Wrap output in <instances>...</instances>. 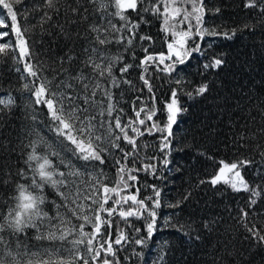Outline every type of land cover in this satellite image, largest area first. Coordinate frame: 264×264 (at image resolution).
<instances>
[{
    "label": "snow or ice",
    "instance_id": "1",
    "mask_svg": "<svg viewBox=\"0 0 264 264\" xmlns=\"http://www.w3.org/2000/svg\"><path fill=\"white\" fill-rule=\"evenodd\" d=\"M22 2L0 0V29H7L0 30L3 41L0 56L8 55L10 50L18 51V62L24 64L23 70L27 73L25 79L31 78L23 88L34 97L35 105L44 106L48 115L45 123L44 118L32 110L33 125L27 135L34 139L24 145L28 151L20 155L22 166L14 173H7L3 181L7 183V177L14 176L28 183L17 181L15 195L11 197L14 205L0 214V248L3 249L0 264H120L117 253L124 246L129 243L143 246L145 241L143 238L132 239L119 223L114 235L113 218L119 217L128 227L132 226L130 218H147V236L150 238L156 229V210L161 207V191L155 185H148L154 195H140V173L156 176L154 161L158 157H142L141 153L149 145L137 142L144 136L159 134L157 147L165 153L162 163L167 166L170 163L167 156L173 149V126L178 114L184 110L177 98V90L173 89L169 101L164 104L165 123L156 119L159 109L155 106L149 69L170 75L177 64H184L193 52L201 51L200 42L205 36L223 35L231 39L236 31L217 32L205 27L203 0H43L41 5L15 7ZM245 7L256 9L264 22V0H246ZM37 8L41 15L34 27L41 29L40 42H45L47 36L50 50L53 45L59 47V41L65 45L63 54L53 51L51 64L31 62L35 53L25 34L30 31L28 15ZM3 10H7L6 14ZM215 11L218 13L219 9ZM146 15L161 20V31L166 37H172L167 42L166 53L149 52L154 37L139 34L141 24L151 23ZM45 24L49 28H45ZM10 34L14 37L12 41L6 39ZM189 40L193 41L191 48ZM134 43L140 44L145 54L137 65L142 69L139 79L144 87L136 90L146 89L151 94L152 105L146 104L144 97L137 96L136 100L141 103L139 107L132 104V115L129 116L120 106L124 91L121 85L135 88L125 76L133 65L124 62V53L129 52ZM116 46L120 47L114 51ZM131 54L135 56L134 52ZM222 64V59L215 58L204 67L218 69ZM49 70L51 78L43 74ZM207 91V84H203L195 94L203 96ZM15 103L16 99L10 93L0 97V105L9 111ZM259 111L264 118V102ZM249 117L236 134L235 142L241 149L251 147L253 153L231 163L221 161L210 183L215 186L223 181L233 191L249 194L247 209H239L240 222L249 234L244 238L264 247V227L257 228L255 223L249 226V210L255 209L264 193V143L257 140L258 134L264 139V127L256 132L246 131L249 123L256 119L250 112ZM41 124L57 137L55 146L41 134ZM252 141L255 143L250 144ZM8 150L15 152V145ZM114 152L120 153V158L112 160L115 176L105 183L109 180L107 173L104 169L96 170L92 162L104 165ZM256 156L261 163H256ZM73 159L86 163L78 167ZM248 167L259 175L260 184L245 179L242 170ZM226 171L230 178H225ZM86 175L87 180L84 179ZM45 188L52 189L58 199L50 200ZM46 204L49 205L47 210ZM169 206L179 207V202ZM255 211L260 213L264 209ZM30 239L59 242L61 247L70 245L64 248L68 258L57 250L34 251L28 245ZM160 260L163 264V256Z\"/></svg>",
    "mask_w": 264,
    "mask_h": 264
},
{
    "label": "trees",
    "instance_id": "2",
    "mask_svg": "<svg viewBox=\"0 0 264 264\" xmlns=\"http://www.w3.org/2000/svg\"><path fill=\"white\" fill-rule=\"evenodd\" d=\"M203 2L206 9L205 27L214 28L217 32H230L235 29L236 34L231 39L223 35L205 36L200 42L201 51L193 52L184 64H177L175 71L170 75L149 69L155 93V106L159 109L156 119L161 124L165 123L164 104L169 101L173 89L177 90V98L184 110L178 114L177 123L173 126V149L167 156L170 161L167 166L162 163L165 153L160 152L157 147L159 134L144 136L137 142L138 144L146 142L149 145L141 153L142 157L146 155L158 157V160L154 161L157 164L156 176L140 173V195L141 197L145 194L154 195L148 185H155L161 191V207L156 210V229L150 238L147 236V218H130L131 227L124 225L119 217L113 218L114 235L116 225L119 223L132 239L143 238L145 241L143 246L135 243L124 246L117 253L120 264H161V256L163 264H264V247L244 238L249 234L240 222L239 209L241 207L247 209L246 201L249 194L233 191L223 181L215 186L210 183L211 178L217 174L221 161L231 163L253 153L251 147L241 149L235 142L236 134L241 130L245 120L250 119L249 112L256 119L249 123L246 131L256 132L258 128L264 127L262 122L264 118L259 111L261 102H264V22H261L256 9L245 7L246 0ZM42 3L43 0H23L15 7L23 9L26 4ZM217 8L218 13L215 11ZM3 11L6 14L7 10ZM40 15L41 11L37 8V11L31 12L27 19L30 31L25 35L35 53L31 62L35 64L44 61L51 64L50 57L53 51L63 54L62 49L65 45L59 41V47L53 45L50 50L47 36L44 37L45 42H40L41 29L34 27ZM145 18L150 19L151 23L141 24L139 34L146 33L154 37L155 42L149 47V52L166 53L167 42L172 37L170 35L166 37L161 31V20L147 15ZM21 26H24L23 21ZM44 27L49 28V25L45 24ZM6 39L12 41L14 37L10 34ZM33 41L36 43L33 44ZM0 43L3 41L0 40ZM144 44L147 45V42ZM192 44L193 41L189 40V48ZM119 47L116 46L114 51ZM132 52L135 53L134 57ZM143 55L145 54L138 43H134L129 52L124 53V62L133 65L125 76L135 86L130 89L127 85H121L124 91L120 106L129 116L132 115V104L135 103L139 107L141 103L136 100L137 96L144 97V102L152 105L151 94L146 89L142 92L136 90L144 87L139 79L142 69L137 67ZM215 58L223 60L218 69L204 67ZM18 60H20L18 51L10 50L8 55L0 56V97L10 93L16 99L10 111L0 105V109H3L0 111V214L14 205L15 201L11 197L15 195L17 181L28 183L14 176L7 177V183L3 181L7 173H14L22 166L20 155L28 151L24 145L34 139V136L27 135L33 125L32 110L35 109L38 117L44 118L45 123L48 115L44 106L35 105L34 97L23 88L31 78L25 79L27 73L23 70L24 64ZM43 74L51 78L50 70ZM177 80L181 83L177 84ZM203 84H207L208 91L203 96L196 95L195 90ZM116 91L119 93L120 89ZM188 93L192 95L189 96ZM39 128L41 134L55 146L57 137L54 133L47 131L43 124L39 125ZM257 140L264 143L259 134ZM13 145L16 148L15 152L8 150ZM118 158L120 153L114 152L104 165L92 162L96 170L104 169L107 173L109 180L105 183L114 178L112 160ZM52 159L56 162L54 157ZM73 163L80 167L86 162L73 159ZM256 163H261L259 156H256ZM252 167L244 168L242 174L250 183L260 184V177L253 173ZM84 179H88L87 175ZM45 192L50 200L58 199L52 189L45 188ZM177 202L179 207L169 206ZM48 207L46 204L45 209ZM255 209H264V193ZM255 209L249 210V226L255 223L257 228H262L264 211L257 213ZM136 228L140 231H134ZM28 245L34 251L57 250L64 258H68L69 255L64 248L71 247L67 244L61 247L59 242L35 239L28 240ZM0 251L3 249L0 248Z\"/></svg>",
    "mask_w": 264,
    "mask_h": 264
},
{
    "label": "rangeland",
    "instance_id": "3",
    "mask_svg": "<svg viewBox=\"0 0 264 264\" xmlns=\"http://www.w3.org/2000/svg\"><path fill=\"white\" fill-rule=\"evenodd\" d=\"M225 178H230V174L227 171L225 172Z\"/></svg>",
    "mask_w": 264,
    "mask_h": 264
}]
</instances>
